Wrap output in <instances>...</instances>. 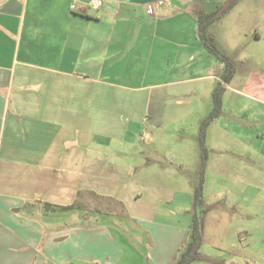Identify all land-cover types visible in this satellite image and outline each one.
I'll use <instances>...</instances> for the list:
<instances>
[{"label":"crops","instance_id":"obj_1","mask_svg":"<svg viewBox=\"0 0 264 264\" xmlns=\"http://www.w3.org/2000/svg\"><path fill=\"white\" fill-rule=\"evenodd\" d=\"M89 1L0 0V264H174L190 235L187 147L159 138L168 151L140 159L121 152L133 141L97 128L141 119L135 111L179 124L199 100L209 115L218 85L210 123L228 119L233 138L206 150L203 261L192 264H264L263 250L239 241L243 220L264 223V73L233 67L225 84L198 38L197 15L228 0H103L97 11ZM263 17L264 1L249 2L212 38L264 43ZM260 229L248 236L264 238Z\"/></svg>","mask_w":264,"mask_h":264},{"label":"rangeland","instance_id":"obj_2","mask_svg":"<svg viewBox=\"0 0 264 264\" xmlns=\"http://www.w3.org/2000/svg\"><path fill=\"white\" fill-rule=\"evenodd\" d=\"M249 2H255V0H236L234 4L227 9L226 12L231 14L232 16H236L238 12V8H240L241 6H245ZM217 22L218 21H215L212 25H210L209 27L210 29L208 28L209 29L208 33L210 34L211 37H212L211 35L212 29H216L218 26ZM262 28H264V17L259 29ZM226 34L228 35L227 32H224L223 34L224 39L227 38ZM229 41H232V38H230ZM234 41L238 43V46H234L233 44L228 47L224 44H221L218 40L214 39L213 37V42L216 48L218 49V51L226 55L230 59L231 63L232 61H234V66L232 63V67L236 68L238 72H240L241 74H246L249 71H257L260 73H264V43L263 42L251 43L250 40H247L245 38L240 39L239 41L237 40ZM203 104L205 103H201V101L199 100L198 106L201 107L199 111L196 110L190 117L187 118L186 121L180 122L179 124L174 123L172 121L168 122L170 119L168 117V113H166L167 120L164 122L163 125H160L155 121H148L147 112L135 111L133 114L135 115L142 114L143 117L141 119L137 118L131 122L126 121L122 124V126L116 128H108V127L97 128V136L100 135V137H104V138H126L127 142H129V140L133 141L134 145L132 146V148H128L126 150L123 147L121 149V152L137 153L139 154L137 158L140 159L144 158L145 154L149 152L163 153L168 151L169 148H163L158 144L157 141L159 140V138L182 139L183 145L187 147L186 150L181 152L182 154L185 155V161H186L185 162L186 166H184L182 170V172L185 173V175H183V178L188 180V183H191L194 189H196L197 186L199 185L200 180L204 179V175L201 172L202 169L200 168V153H201L200 126L202 122L206 119L204 117L205 116L207 117L208 115L205 114V105L203 106ZM130 113H132V111L129 113L123 110L118 111V115L120 114L128 115ZM155 113L158 112L156 111ZM203 113L204 116H202ZM208 113H210V111ZM200 117L203 118L199 120ZM222 119L224 120L225 118ZM227 120L228 119H226V121H220L218 123L217 122L212 124L210 123L209 126L205 129V135L202 142V145L204 146L205 150H207V148L209 147L211 138H233L231 134H226V133H230L228 132V130L231 129L229 126H227ZM172 168L176 171L181 170V167L178 163H174V166H172ZM249 221L245 219L243 220V222L239 224L240 227L243 228V231L245 232V234H242L239 237L241 246L246 248L256 247L264 251V238H259V237L252 238L248 236L249 232L261 230L260 228L264 229V223L249 222Z\"/></svg>","mask_w":264,"mask_h":264},{"label":"trees","instance_id":"obj_3","mask_svg":"<svg viewBox=\"0 0 264 264\" xmlns=\"http://www.w3.org/2000/svg\"><path fill=\"white\" fill-rule=\"evenodd\" d=\"M230 5L224 10L220 15H217L219 10L218 8L214 13L211 14H203L199 13L197 15V26H198V38L203 46V48L212 55L217 61L224 65V73L222 74V80L225 84H228L232 77V63L230 59L218 51L216 48L213 38L208 33V28L212 25L215 21H218L224 13L230 8L236 0H228ZM224 91L223 85H218L212 94V110L209 113L208 117L202 122L200 126V164L201 169L203 171L205 162L207 160V153L202 145L205 129L207 125L214 119H216L221 113V96ZM201 171V172H202ZM202 186H203V179L200 180L199 185L194 191L193 195V202H192V212H191V222L189 226L190 235L188 242L181 247L179 250V255L177 260L174 264H192L195 262L203 261V258L199 254V247L201 245V225H200V216L202 213ZM76 204H72L67 207H54L52 208L54 211H70L76 209Z\"/></svg>","mask_w":264,"mask_h":264},{"label":"built area","instance_id":"obj_4","mask_svg":"<svg viewBox=\"0 0 264 264\" xmlns=\"http://www.w3.org/2000/svg\"><path fill=\"white\" fill-rule=\"evenodd\" d=\"M162 2H158L156 6H160ZM87 7L92 10V11H97L102 5H103V0H90L89 2L86 3ZM70 10H74V5H70ZM147 13L150 15L151 12L153 11L152 8L148 7L146 9Z\"/></svg>","mask_w":264,"mask_h":264},{"label":"water","instance_id":"obj_5","mask_svg":"<svg viewBox=\"0 0 264 264\" xmlns=\"http://www.w3.org/2000/svg\"><path fill=\"white\" fill-rule=\"evenodd\" d=\"M230 5V2L227 1L219 10V12L217 13V15H220L224 10H226V8Z\"/></svg>","mask_w":264,"mask_h":264}]
</instances>
